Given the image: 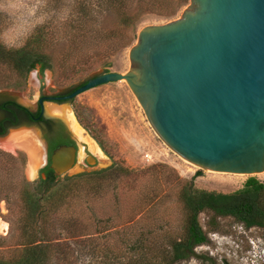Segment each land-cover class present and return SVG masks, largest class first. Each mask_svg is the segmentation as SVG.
Instances as JSON below:
<instances>
[{"label": "rangeland", "instance_id": "rangeland-1", "mask_svg": "<svg viewBox=\"0 0 264 264\" xmlns=\"http://www.w3.org/2000/svg\"><path fill=\"white\" fill-rule=\"evenodd\" d=\"M76 1L0 0V39L7 46H23L44 24L53 34L46 47L52 68L45 71L43 80L37 69L32 70L20 86L0 87L1 98L35 109L42 91L49 95L66 92L97 74L126 73L132 66L129 50L137 42L138 31L178 19L190 5L188 0L172 16L144 13L135 41L123 47L121 33L90 31L88 25L78 30ZM98 26L113 30L114 15L102 17ZM62 106L72 110L85 135L100 149L90 147L66 121L78 144V160L73 169L41 192L56 191L74 176L93 185L66 195L53 212L58 219L55 264H158L160 257L155 254L169 249L166 239L184 234L187 213L180 193L185 180L193 179L198 189L229 193L242 188L250 177L203 168L180 157L155 132L126 80L89 89ZM45 113L54 116L47 109ZM25 128L12 129L0 138V187L15 191L7 199L2 194L0 200V219L9 225L7 231L0 232L1 256H8L19 243L15 222L23 211L20 188L25 181L34 186L38 182V173L35 178L28 175L27 151L10 150L3 143ZM87 155L97 159L94 166L84 164ZM118 168L123 170L109 175ZM255 176L264 180V173ZM207 219L205 213L200 214L204 227ZM218 221L220 230L210 232L209 242L179 264H264V229H246L229 217Z\"/></svg>", "mask_w": 264, "mask_h": 264}, {"label": "water", "instance_id": "water-1", "mask_svg": "<svg viewBox=\"0 0 264 264\" xmlns=\"http://www.w3.org/2000/svg\"><path fill=\"white\" fill-rule=\"evenodd\" d=\"M129 57L128 72L97 74L65 98L126 80L180 157L220 172L264 173V0H190L180 18L143 26ZM76 158V146L61 145L52 168L65 174Z\"/></svg>", "mask_w": 264, "mask_h": 264}, {"label": "trees", "instance_id": "trees-1", "mask_svg": "<svg viewBox=\"0 0 264 264\" xmlns=\"http://www.w3.org/2000/svg\"><path fill=\"white\" fill-rule=\"evenodd\" d=\"M134 1L135 9L139 8V11L133 9ZM186 3L188 0H77L75 27L80 30L88 25L91 26L90 31H112L109 35L121 33L122 46L129 47L136 39L137 26L144 13L156 12L162 16H172ZM106 15H114L116 27L113 30L98 26ZM52 39L53 34L45 24L37 27L23 46L9 47L0 39V87L20 86L28 74L36 69L43 80L45 71L52 68V58L46 52ZM8 157L17 159L10 154ZM119 169L109 175L123 170ZM44 171L47 177L41 178L36 186L25 181L20 188L18 194L23 211L15 222L19 243L8 256L0 255V264H55L54 258L59 252L54 237L58 219L53 212L66 195L78 191L82 186L93 185V182L84 180L82 176H74L56 191L41 192L43 187L46 190L50 183L58 180L49 168ZM6 188L0 187V200L2 194L7 199L14 191L11 187ZM180 197L187 213L184 234L166 239L165 246L169 249L164 248L163 252L155 254L160 257L158 264L188 261L198 246L209 242L210 232L220 230L218 220L221 218H232L246 229H264V180L256 176H250L242 188L229 193L198 189L193 179L185 180ZM201 213L208 216L206 227L200 221Z\"/></svg>", "mask_w": 264, "mask_h": 264}, {"label": "flooded vegetation", "instance_id": "flooded-vegetation-1", "mask_svg": "<svg viewBox=\"0 0 264 264\" xmlns=\"http://www.w3.org/2000/svg\"><path fill=\"white\" fill-rule=\"evenodd\" d=\"M79 86V85H78ZM78 86L69 89L66 92L47 94L41 92L35 109H30L20 105L14 99L9 97L1 98L0 95V137L4 138L12 129L19 127H26V129H34L39 131L42 140L43 151L45 155V165L38 170V181L41 178H46L44 169L49 168L57 176V179L63 177L65 174H59L52 168L51 155L53 151L61 145H74L77 147L78 160V144L73 132L67 126L66 120L58 115L49 116L45 113L46 104H55L62 106L69 104L74 100L65 98L69 96ZM43 99V103H41ZM97 159L90 155L85 156L84 164L87 166H94Z\"/></svg>", "mask_w": 264, "mask_h": 264}, {"label": "bare ground", "instance_id": "bare-ground-1", "mask_svg": "<svg viewBox=\"0 0 264 264\" xmlns=\"http://www.w3.org/2000/svg\"><path fill=\"white\" fill-rule=\"evenodd\" d=\"M46 109L51 114L63 117L69 123L76 135L83 138L90 147L93 149H100L96 146L94 140L85 135V130L80 126L70 108L47 103ZM38 136L39 134L34 129L25 128L21 131L13 132L10 137L3 141L6 148L10 150L25 149L27 151L29 156L28 175L31 178L36 177L39 167L42 166L45 161L43 145ZM8 229V223L0 219V232H5Z\"/></svg>", "mask_w": 264, "mask_h": 264}]
</instances>
